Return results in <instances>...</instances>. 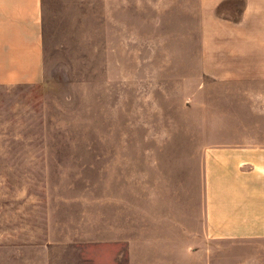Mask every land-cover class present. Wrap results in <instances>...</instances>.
<instances>
[{"label":"rangeland","instance_id":"obj_1","mask_svg":"<svg viewBox=\"0 0 264 264\" xmlns=\"http://www.w3.org/2000/svg\"><path fill=\"white\" fill-rule=\"evenodd\" d=\"M253 10L43 0V81L0 85V264H264L204 213L206 147L264 140Z\"/></svg>","mask_w":264,"mask_h":264},{"label":"crops","instance_id":"obj_2","mask_svg":"<svg viewBox=\"0 0 264 264\" xmlns=\"http://www.w3.org/2000/svg\"><path fill=\"white\" fill-rule=\"evenodd\" d=\"M233 1L199 0V4ZM242 1L254 4L257 19L258 52L255 62L249 54L247 61L249 67L256 65L259 73L245 79L263 83L264 0ZM230 36L239 35L232 31ZM44 74L43 0H0V85L38 84ZM203 165L205 229L209 235L228 240L264 238V140L206 147Z\"/></svg>","mask_w":264,"mask_h":264}]
</instances>
